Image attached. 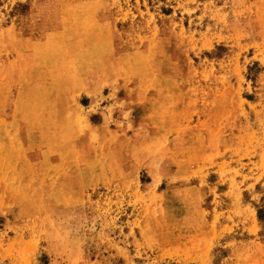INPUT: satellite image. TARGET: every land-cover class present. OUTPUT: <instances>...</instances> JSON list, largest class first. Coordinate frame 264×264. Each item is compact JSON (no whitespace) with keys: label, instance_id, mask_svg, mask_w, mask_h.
Segmentation results:
<instances>
[{"label":"rangeland","instance_id":"374dc122","mask_svg":"<svg viewBox=\"0 0 264 264\" xmlns=\"http://www.w3.org/2000/svg\"><path fill=\"white\" fill-rule=\"evenodd\" d=\"M0 264H264V0H0Z\"/></svg>","mask_w":264,"mask_h":264}]
</instances>
